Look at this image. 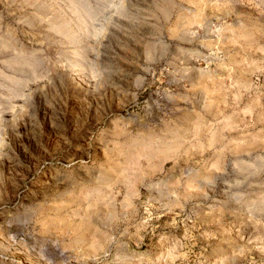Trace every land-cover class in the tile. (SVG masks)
Instances as JSON below:
<instances>
[{
  "label": "rangeland",
  "instance_id": "obj_1",
  "mask_svg": "<svg viewBox=\"0 0 264 264\" xmlns=\"http://www.w3.org/2000/svg\"><path fill=\"white\" fill-rule=\"evenodd\" d=\"M0 264H264V0H0Z\"/></svg>",
  "mask_w": 264,
  "mask_h": 264
}]
</instances>
